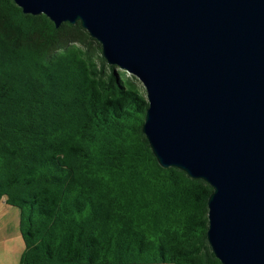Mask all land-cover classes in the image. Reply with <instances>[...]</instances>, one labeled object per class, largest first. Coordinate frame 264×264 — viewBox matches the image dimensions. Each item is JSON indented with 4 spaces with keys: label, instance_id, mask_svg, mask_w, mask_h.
<instances>
[{
    "label": "trees",
    "instance_id": "trees-1",
    "mask_svg": "<svg viewBox=\"0 0 264 264\" xmlns=\"http://www.w3.org/2000/svg\"><path fill=\"white\" fill-rule=\"evenodd\" d=\"M146 109L79 24L0 0V202L19 211V264H220L212 190L159 167Z\"/></svg>",
    "mask_w": 264,
    "mask_h": 264
},
{
    "label": "water",
    "instance_id": "water-1",
    "mask_svg": "<svg viewBox=\"0 0 264 264\" xmlns=\"http://www.w3.org/2000/svg\"><path fill=\"white\" fill-rule=\"evenodd\" d=\"M144 88L157 164L203 181L220 264H264V0H12Z\"/></svg>",
    "mask_w": 264,
    "mask_h": 264
},
{
    "label": "rangeland",
    "instance_id": "rangeland-1",
    "mask_svg": "<svg viewBox=\"0 0 264 264\" xmlns=\"http://www.w3.org/2000/svg\"><path fill=\"white\" fill-rule=\"evenodd\" d=\"M138 85L146 95L143 86L139 82ZM18 222L19 211L0 202V264H19L23 243Z\"/></svg>",
    "mask_w": 264,
    "mask_h": 264
}]
</instances>
